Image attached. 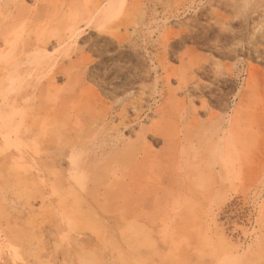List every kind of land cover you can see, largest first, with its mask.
I'll return each mask as SVG.
<instances>
[{
    "label": "rangeland",
    "instance_id": "374dc122",
    "mask_svg": "<svg viewBox=\"0 0 264 264\" xmlns=\"http://www.w3.org/2000/svg\"><path fill=\"white\" fill-rule=\"evenodd\" d=\"M15 1L0 264H264V0Z\"/></svg>",
    "mask_w": 264,
    "mask_h": 264
},
{
    "label": "bare ground",
    "instance_id": "6f19581e",
    "mask_svg": "<svg viewBox=\"0 0 264 264\" xmlns=\"http://www.w3.org/2000/svg\"><path fill=\"white\" fill-rule=\"evenodd\" d=\"M58 1V0H57ZM62 1V0H61ZM60 1V2H61ZM71 1V4L69 5V10H67L68 12L69 11H72V12H75V11H78L79 9H87L88 10V12H90V11H102V10H104V8H102V6L104 5V3H106V1L107 0H98V2L93 6V7H91L90 8V5H89V7H84V8H80V7H82L81 5H80V2L79 1H76V0H70ZM84 1V0H83ZM5 2V1H4ZM15 2H17V0L15 1ZM59 2V1H58ZM64 2V1H63ZM69 2V1H68ZM14 3V2H13ZM85 3H87V2H85ZM90 3H91V1H90ZM115 3V2H114ZM113 3V4H114ZM22 4V3H21ZM23 4H24V2H23ZM87 4H89V3H87ZM112 4V3H111ZM25 5V4H24ZM23 5V6H24ZM28 4H26V6H27ZM67 6H68V4H66ZM65 5V6H66ZM124 5V4H123ZM53 6H55V5H53ZM105 6H107V5H105ZM22 7V6H21ZM111 7V6H110ZM65 8V7H64ZM112 8V7H111ZM110 8V11L113 9H111ZM119 8V7H118ZM57 9V8H56ZM58 10V9H57ZM52 11V10H51ZM59 11V10H58ZM107 11V10H106ZM47 12V11H46ZM72 12H71V14H72ZM12 13V12H11ZM84 13H85V11H84ZM4 18V17H3ZM16 17H14L13 18V20L15 19ZM23 18V17H22ZM67 18V17H66ZM65 18V19H66ZM94 18H96V17H94ZM93 18V19H94ZM92 19V20H93ZM73 20V19H72ZM71 20V21H72ZM91 20V21H92ZM100 20V19H99ZM2 21V20H1ZM74 21V20H73ZM4 22V21H3ZM77 22V21H76ZM79 22V21H78ZM77 22V23H78ZM93 22V21H92ZM99 22V21H98ZM15 23V22H14ZM30 23V22H29ZM69 24V23H68ZM44 25V24H43ZM70 25H72V24H70ZM75 25V24H74ZM98 25V24H97ZM105 25V24H104ZM101 26V25H100ZM1 27V26H0ZM5 27V26H4ZM11 27V26H10ZM75 28V27H74ZM10 30V29H9ZM17 31V30H16ZM5 32V31H4ZM42 32V31H41ZM40 32V33H41ZM46 32V31H45ZM18 33V32H17ZM60 33V32H59ZM76 34V33H75ZM79 34V33H78ZM17 35V34H16ZM40 35V34H39ZM38 35V36H39ZM9 38H10V36H9ZM53 38V37H52ZM58 38V37H57ZM70 38V37H69ZM10 40V39H9ZM37 42V41H36ZM66 43V42H65ZM58 53V52H57ZM26 56V55H25ZM34 58V57H33ZM47 63V62H46ZM11 64V63H10ZM47 65V64H46ZM34 67V66H33ZM78 71V70H77ZM33 72V71H32ZM170 72V71H169ZM56 73V72H55ZM177 73V72H176ZM30 74V73H29ZM78 74H80V73H78ZM170 74V73H169ZM252 77V76H251ZM168 79H169V81L172 79L171 78V76H169L168 77ZM181 79H182V77H181ZM53 80V79H52ZM48 82V81H47ZM195 82V81H194ZM169 83V82H168ZM181 84V83H180ZM48 86V85H47ZM51 87V86H50ZM52 88V87H51ZM50 88V89H51ZM55 88V87H54ZM49 90V89H48ZM56 91V90H55ZM246 92V91H245ZM185 99V98H184ZM25 100V99H24ZM168 101V100H167ZM18 105H19V103H18ZM44 107V106H43ZM48 107V106H47ZM239 108V107H238ZM240 109V108H239ZM16 110V109H15ZM240 111H242V110H240ZM23 112V111H22ZM21 112V113H22ZM244 112H246V111H244ZM20 113V114H21ZM25 113V112H24ZM147 114V113H146ZM235 117V116H234ZM42 118V117H41ZM163 118V117H162ZM244 118V120H245V117H243ZM43 119V118H42ZM27 120V119H26ZM25 120V121H26ZM239 120V119H238ZM244 120H243V122H244ZM30 121V120H29ZM40 121V120H39ZM153 121V120H152ZM236 122H237V120H236ZM239 122V121H238ZM242 122V123H243ZM27 123V122H26ZM25 123V124H26ZM240 123V122H239ZM38 124V123H37ZM131 124V123H130ZM235 118L234 119H232V121H231V128H232V130H234V127H235ZM155 125H157V124H155ZM24 126V125H23ZM27 127V126H26ZM147 127V126H146ZM159 127V126H158ZM126 128V127H125ZM160 128H162L161 126H160ZM11 129V128H10ZM153 129V128H152ZM165 129V128H164ZM164 129L162 130L161 129V131H164ZM236 129V128H235ZM159 130V129H158ZM158 130H157V132H158ZM166 130V129H165ZM161 131H160V133H161ZM167 131H168V129H167ZM172 131V130H171ZM152 132H153V130H152ZM151 132V133H152ZM166 132V131H165ZM174 132V131H173ZM173 132H171V134L173 133ZM233 132V131H232ZM234 132H236V131H234ZM81 133V132H80ZM163 134H165V133H163ZM163 134H162V136H163ZM233 134V133H232ZM152 135H153V133H152ZM219 135V134H218ZM235 136H236V133H235ZM236 138V137H235ZM230 139H231V137H230ZM232 140V139H231ZM234 142V141H233ZM232 143V142H231ZM234 144V143H233ZM236 144V143H235ZM228 145V144H227ZM234 146V145H233ZM234 148H235V146L231 149V152L232 151H234ZM225 149V148H224ZM223 149V150H224ZM236 149V148H235ZM264 150V149H263ZM225 151V150H224ZM227 152H228V150H227ZM226 152V153H227ZM230 152V153H231ZM261 152V151H260ZM231 155V154H230ZM237 155V154H236ZM223 158H221V159H219V160H217L216 161V163L218 164V167L220 166V176H218V177H220V179H218V177H217V179H218V181H217V183H219L218 185H221V186H226L228 183H232V180H230V178H231V176H233V174L232 173H227L226 172V170H225V168H224V160H222ZM232 159V158H231ZM236 159H237V156H236ZM202 161V160H201ZM232 161H233V159H232ZM236 160H234V162H235ZM216 164V165H217ZM234 165V164H233ZM195 167H196V165H194ZM199 166H200V164H199ZM197 167H198V165H197ZM201 167V166H200ZM214 167H215V165H214ZM216 170V169H215ZM230 171V170H229ZM212 172V171H211ZM215 172V171H214ZM214 172H212V173H214ZM235 172V171H234ZM216 173V172H215ZM218 174V173H217ZM212 175V174H211ZM213 176V175H212ZM234 179V178H233ZM197 184V183H196ZM213 184V183H212ZM217 185V184H216ZM222 188V187H221ZM225 188V187H224ZM221 195V194H220ZM193 217V216H192ZM199 245V244H198Z\"/></svg>",
    "mask_w": 264,
    "mask_h": 264
}]
</instances>
